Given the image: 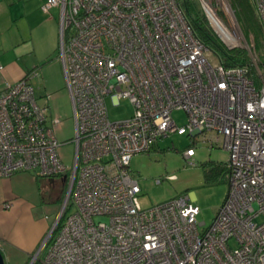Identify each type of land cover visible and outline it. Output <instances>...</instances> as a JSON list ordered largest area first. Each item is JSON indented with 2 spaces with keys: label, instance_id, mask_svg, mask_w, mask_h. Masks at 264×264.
Here are the masks:
<instances>
[{
  "label": "built area",
  "instance_id": "2783aa9c",
  "mask_svg": "<svg viewBox=\"0 0 264 264\" xmlns=\"http://www.w3.org/2000/svg\"><path fill=\"white\" fill-rule=\"evenodd\" d=\"M198 1L233 45L228 0ZM250 1L264 28V0ZM52 7L73 110L70 168L58 154L59 119L37 102L38 70L0 92V178L31 171L68 185L46 252L29 264H264V74L249 45L255 77L246 66H223L195 36L181 0H47L42 10ZM107 97L127 99L132 115L111 120ZM178 109L183 125L172 117ZM174 133L228 152V189L208 226L187 195L138 202L130 158ZM194 155L192 146L182 153L191 165Z\"/></svg>",
  "mask_w": 264,
  "mask_h": 264
},
{
  "label": "rangeland",
  "instance_id": "374dc122",
  "mask_svg": "<svg viewBox=\"0 0 264 264\" xmlns=\"http://www.w3.org/2000/svg\"><path fill=\"white\" fill-rule=\"evenodd\" d=\"M187 1L194 5L199 14H204L198 0ZM49 14L58 21V8H53ZM233 14L235 16L234 11ZM235 19L238 38L233 45L226 44L217 34L216 36L227 48H246L248 44L256 66L260 62L261 71L264 72V64H262L264 63V46L258 45L256 47L253 36L251 34L246 36L236 16ZM33 44L35 56L33 59L31 56L29 62L31 67L36 66L35 68L38 70L37 80L39 84L36 80L34 81L37 102L47 106L49 118L56 117L59 119V123L54 129V134L61 143L58 147V154L70 168L75 152L74 119L62 64L58 57V30L54 40L51 39L47 45V49L51 53L46 50L44 41H36ZM50 47L53 49H49ZM47 52L52 55L48 61L38 63V60L49 54ZM48 94L49 97H47ZM106 103L111 120L125 119L132 115L133 107L127 99H121L117 104H114L107 97ZM172 117L178 125H183L186 122V114L183 110H174ZM190 146L195 150L193 156L195 165L188 164L182 156L183 151ZM227 160L228 152L223 148L218 146L209 148L205 143H193V140L186 134L174 133L159 138L148 152L133 155L130 158L129 170L138 181L140 188L138 202L142 208H148L180 195H187L199 208L198 222H204L205 226H208L221 206L228 189V181L224 172V164ZM206 171L211 175V180H206ZM12 182L15 193L14 201L22 203L26 212L17 217L18 222L23 224L34 223L35 226H31L27 237L29 243L37 242V246L32 251H28L27 248H6L1 242V253L4 257V264H29L32 257L40 250L48 231L58 217L67 194L68 185L66 180L60 183L56 179L51 188L49 186L43 187L24 175L14 177ZM11 204L12 201L3 202L2 207L9 209L13 206ZM14 220L16 221V218ZM45 221L49 228L41 239H37L41 232L39 223ZM45 252L46 248L40 250L39 258L43 257Z\"/></svg>",
  "mask_w": 264,
  "mask_h": 264
},
{
  "label": "crops",
  "instance_id": "0c3cea01",
  "mask_svg": "<svg viewBox=\"0 0 264 264\" xmlns=\"http://www.w3.org/2000/svg\"><path fill=\"white\" fill-rule=\"evenodd\" d=\"M46 1L0 0V92L4 88L5 82H14L36 67H31L29 62L31 61L30 57L32 56L33 59L35 56L33 43L44 41L46 50H48L47 45L51 39L54 40L56 31L59 32V19L56 21L49 12L42 10V5ZM53 8L57 7H52L49 11ZM49 49L53 48L50 47ZM48 51L50 52V50ZM50 53L38 60V63L48 61L49 57L52 56ZM36 81L39 84V81ZM44 84H46L45 81ZM22 175L38 185L49 186L50 188L56 179L58 181L63 180L62 177H37L31 171H20L9 177L0 178V243L2 242L6 248H27L28 251H32L36 248L37 242L29 243L27 235L31 226L35 225L34 223L23 224L18 222L17 217L26 212L22 203L14 201L15 193L12 181H14V177ZM7 201H12L11 205L13 206L4 209L2 203ZM48 228L46 221L39 223L41 232L37 239H41Z\"/></svg>",
  "mask_w": 264,
  "mask_h": 264
},
{
  "label": "trees",
  "instance_id": "16d2710c",
  "mask_svg": "<svg viewBox=\"0 0 264 264\" xmlns=\"http://www.w3.org/2000/svg\"><path fill=\"white\" fill-rule=\"evenodd\" d=\"M238 22L241 25L243 33L246 36H253V41L258 45L264 46V28L261 27L258 16L250 0H228ZM181 5L185 16L191 24L195 36L220 59L224 67L246 66L251 77L256 76V67L254 66L249 52L246 48L233 47L227 48L211 29L208 20L204 14H199L194 5L187 0H181ZM264 64V63H262ZM261 71L260 62L257 63ZM262 72V71H261ZM264 74V72H262ZM191 147V146H190ZM226 164V163H225ZM224 172L227 177L226 165ZM206 180H211V175L206 171Z\"/></svg>",
  "mask_w": 264,
  "mask_h": 264
},
{
  "label": "water",
  "instance_id": "95a60500",
  "mask_svg": "<svg viewBox=\"0 0 264 264\" xmlns=\"http://www.w3.org/2000/svg\"><path fill=\"white\" fill-rule=\"evenodd\" d=\"M62 180L64 181L65 180V176L62 177ZM0 264H4V257L0 251Z\"/></svg>",
  "mask_w": 264,
  "mask_h": 264
},
{
  "label": "bare ground",
  "instance_id": "6f19581e",
  "mask_svg": "<svg viewBox=\"0 0 264 264\" xmlns=\"http://www.w3.org/2000/svg\"><path fill=\"white\" fill-rule=\"evenodd\" d=\"M221 35L223 36V38H225V39H226V36H225V34L221 33Z\"/></svg>",
  "mask_w": 264,
  "mask_h": 264
},
{
  "label": "flooded vegetation",
  "instance_id": "af4514ba",
  "mask_svg": "<svg viewBox=\"0 0 264 264\" xmlns=\"http://www.w3.org/2000/svg\"><path fill=\"white\" fill-rule=\"evenodd\" d=\"M62 181H60V183H61Z\"/></svg>",
  "mask_w": 264,
  "mask_h": 264
}]
</instances>
